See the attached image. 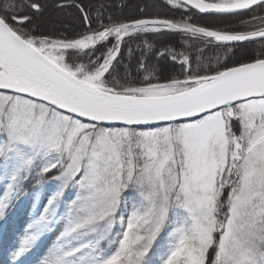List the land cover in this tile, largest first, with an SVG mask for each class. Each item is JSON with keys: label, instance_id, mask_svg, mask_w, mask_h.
Here are the masks:
<instances>
[{"label": "snow or ice", "instance_id": "1", "mask_svg": "<svg viewBox=\"0 0 264 264\" xmlns=\"http://www.w3.org/2000/svg\"><path fill=\"white\" fill-rule=\"evenodd\" d=\"M164 2L0 0V264H264V0Z\"/></svg>", "mask_w": 264, "mask_h": 264}, {"label": "trees", "instance_id": "2", "mask_svg": "<svg viewBox=\"0 0 264 264\" xmlns=\"http://www.w3.org/2000/svg\"><path fill=\"white\" fill-rule=\"evenodd\" d=\"M93 1L92 0H81V2L86 6L87 5H93L94 6V5H97L99 3L111 5L112 7L110 8V11L118 19H131L133 17H139V16H144V17H149V16L165 17L166 16V17H170V18L179 19L181 12L183 11L180 9H171L169 6H167L165 4L164 0H140L138 2V4H134L132 6L133 10L135 12L132 9H130V6H131L130 1L131 0H97L95 2H93ZM121 3H124L127 6L121 8L119 6ZM140 8H144V11L143 12L139 11ZM70 11L73 15L75 14V16L77 18V20L72 23V28L80 27L79 20H78L79 13L75 9H71ZM196 22L199 24L208 25V26H215V25L221 24V22L217 21L214 17L206 16V15H202V14H197ZM233 23H235V21H233ZM137 43H140V41L134 42L132 44V47L135 48ZM155 43L157 45V48H161L164 45H169V46L177 48V50H180L183 46V42L181 41V39L178 36L170 38L168 40H164V41H156ZM259 48H260L259 45H250L245 51L249 55H252L255 52H257L259 50ZM137 55H139V54L137 53ZM216 55L221 56V58H222L221 63H229L230 64L233 62L230 59L224 60L222 51L213 50L210 47L205 50V60L206 61L211 59L212 63L215 64L214 57ZM237 58H239V51L237 54ZM152 62L157 63V60L153 59ZM158 64L160 67L159 75H160L161 80L165 79L169 75L179 74V70H180L179 64L174 63L170 58L166 59V60L165 59H159ZM43 198L44 197L42 194L41 195V201ZM27 202H28V200H24L25 205ZM19 204H17L13 209L9 210L10 214H12V215L15 214V211L18 210L17 208H18Z\"/></svg>", "mask_w": 264, "mask_h": 264}, {"label": "rangeland", "instance_id": "3", "mask_svg": "<svg viewBox=\"0 0 264 264\" xmlns=\"http://www.w3.org/2000/svg\"><path fill=\"white\" fill-rule=\"evenodd\" d=\"M95 1H97V0H94L93 2H95ZM139 1L140 0H131L130 1V5H131L130 6V9L133 10V7L132 6L134 4H138ZM66 19H70L73 22H75L77 20L75 14L73 15L72 13H71V17H66ZM0 192H2V189H0ZM45 202L46 201L43 198L42 201H41V203H45ZM17 209L18 210L15 211V214L13 216H14L16 222H17V228L19 229V228H22L26 224V222H27V220H28V218H29V216L31 214V211H32V209H31V203L29 201L26 203V205L24 204V202L23 203H20L18 205V208ZM54 239H55V234H50L49 239L46 241V244H50Z\"/></svg>", "mask_w": 264, "mask_h": 264}, {"label": "flooded vegetation", "instance_id": "4", "mask_svg": "<svg viewBox=\"0 0 264 264\" xmlns=\"http://www.w3.org/2000/svg\"><path fill=\"white\" fill-rule=\"evenodd\" d=\"M132 63H133V74L135 75V67H134L135 66V60H133Z\"/></svg>", "mask_w": 264, "mask_h": 264}, {"label": "water", "instance_id": "5", "mask_svg": "<svg viewBox=\"0 0 264 264\" xmlns=\"http://www.w3.org/2000/svg\"><path fill=\"white\" fill-rule=\"evenodd\" d=\"M203 15V14H202Z\"/></svg>", "mask_w": 264, "mask_h": 264}]
</instances>
